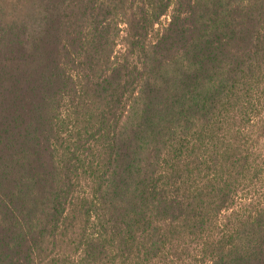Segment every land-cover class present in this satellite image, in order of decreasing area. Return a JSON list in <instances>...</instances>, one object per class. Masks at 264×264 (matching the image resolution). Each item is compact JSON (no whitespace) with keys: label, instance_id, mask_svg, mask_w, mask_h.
Wrapping results in <instances>:
<instances>
[{"label":"trees","instance_id":"1","mask_svg":"<svg viewBox=\"0 0 264 264\" xmlns=\"http://www.w3.org/2000/svg\"><path fill=\"white\" fill-rule=\"evenodd\" d=\"M179 259L264 264V0H0V264Z\"/></svg>","mask_w":264,"mask_h":264},{"label":"rangeland","instance_id":"2","mask_svg":"<svg viewBox=\"0 0 264 264\" xmlns=\"http://www.w3.org/2000/svg\"><path fill=\"white\" fill-rule=\"evenodd\" d=\"M120 42L121 43L118 45V49H120L122 47V41L120 40ZM85 188H87V186L85 187V184L82 183L80 189L85 190ZM259 188L260 187H256L254 185L247 186L242 191V193H241L242 199H239V201L237 202L238 204H237V206H235V210H239L241 212H245V211L247 212L248 210H250L253 207V204L255 203L254 197L255 198L257 197V193H258ZM230 213H231L230 210L223 212L222 216H220V220H222V222H225L224 221L226 219L225 217L228 216ZM194 246H195L194 244H190V249H192V250H193V248L195 249ZM184 254H187V253H182V257H185ZM163 262H164V260L162 261V263ZM183 263H185V260L179 259L176 264H183ZM163 264H165V263H163ZM171 264H173V263H171Z\"/></svg>","mask_w":264,"mask_h":264}]
</instances>
